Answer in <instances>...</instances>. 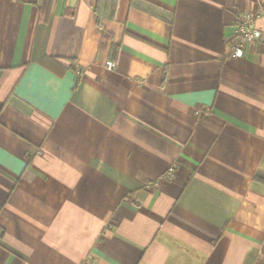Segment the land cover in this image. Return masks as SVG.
I'll use <instances>...</instances> for the list:
<instances>
[{
	"label": "crops",
	"instance_id": "obj_1",
	"mask_svg": "<svg viewBox=\"0 0 264 264\" xmlns=\"http://www.w3.org/2000/svg\"><path fill=\"white\" fill-rule=\"evenodd\" d=\"M130 1L0 0V264H264V0Z\"/></svg>",
	"mask_w": 264,
	"mask_h": 264
},
{
	"label": "built area",
	"instance_id": "obj_2",
	"mask_svg": "<svg viewBox=\"0 0 264 264\" xmlns=\"http://www.w3.org/2000/svg\"><path fill=\"white\" fill-rule=\"evenodd\" d=\"M263 16V11H257L252 15L244 14L238 17L235 26L236 43L231 47V56L233 58L243 57L245 44L262 40L263 33L257 28L256 23ZM172 175V170L169 169L159 178L146 183L147 189L158 188L165 181L171 179Z\"/></svg>",
	"mask_w": 264,
	"mask_h": 264
},
{
	"label": "trees",
	"instance_id": "obj_3",
	"mask_svg": "<svg viewBox=\"0 0 264 264\" xmlns=\"http://www.w3.org/2000/svg\"><path fill=\"white\" fill-rule=\"evenodd\" d=\"M130 4L131 6H138V7L144 8L146 11H148L151 14L159 15V14L164 13V10L161 7L154 5L152 3H149L147 1H144V0H131ZM110 56H111V59L114 60L115 47L111 48ZM3 234H4L3 230L0 229V237H2Z\"/></svg>",
	"mask_w": 264,
	"mask_h": 264
}]
</instances>
